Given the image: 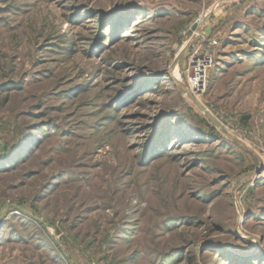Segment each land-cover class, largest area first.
<instances>
[{
    "label": "rangeland",
    "instance_id": "rangeland-1",
    "mask_svg": "<svg viewBox=\"0 0 264 264\" xmlns=\"http://www.w3.org/2000/svg\"><path fill=\"white\" fill-rule=\"evenodd\" d=\"M0 264H264V0H0Z\"/></svg>",
    "mask_w": 264,
    "mask_h": 264
},
{
    "label": "water",
    "instance_id": "water-1",
    "mask_svg": "<svg viewBox=\"0 0 264 264\" xmlns=\"http://www.w3.org/2000/svg\"><path fill=\"white\" fill-rule=\"evenodd\" d=\"M196 26L197 25L195 24L193 27L196 28ZM193 100H194L195 104H197L199 106V108L207 114V116L210 118V120L216 124V126H219L220 128L222 127L221 123L215 118V116L212 113L207 111L206 107L203 104H201L198 99L193 98Z\"/></svg>",
    "mask_w": 264,
    "mask_h": 264
},
{
    "label": "bare ground",
    "instance_id": "bare-ground-1",
    "mask_svg": "<svg viewBox=\"0 0 264 264\" xmlns=\"http://www.w3.org/2000/svg\"><path fill=\"white\" fill-rule=\"evenodd\" d=\"M200 61V60H199ZM203 63L202 64H204V63H206V62H204V61H202ZM208 63V62H207ZM201 64V65H202ZM199 66V68H200V65H198ZM198 68V67H197ZM197 68H196V73H195V76L191 79V81L193 82V80L195 79V77H197L196 75L198 74L199 76L200 75H202L203 76V78L201 79L202 80V82H200V84H202V87H204V70L203 69H199V71H197ZM201 71V72H200ZM175 74L177 75V70H176V72H175ZM177 77H179L178 75H177ZM194 83V82H193ZM202 87H200V88H202ZM193 99V98H192Z\"/></svg>",
    "mask_w": 264,
    "mask_h": 264
},
{
    "label": "built area",
    "instance_id": "built-area-1",
    "mask_svg": "<svg viewBox=\"0 0 264 264\" xmlns=\"http://www.w3.org/2000/svg\"><path fill=\"white\" fill-rule=\"evenodd\" d=\"M204 62H206V63H204V64H202V65H200V69H203L204 70V75H205V72H206V69L205 68H207V66L206 65H208L210 62H209V60H204ZM208 62V63H207ZM198 62L196 63V66L198 67Z\"/></svg>",
    "mask_w": 264,
    "mask_h": 264
}]
</instances>
